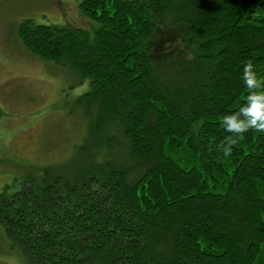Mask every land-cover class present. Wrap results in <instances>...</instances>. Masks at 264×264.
<instances>
[{"label":"trees","instance_id":"trees-1","mask_svg":"<svg viewBox=\"0 0 264 264\" xmlns=\"http://www.w3.org/2000/svg\"><path fill=\"white\" fill-rule=\"evenodd\" d=\"M86 30L23 21L26 52L88 89L70 159L0 191L25 264H264V132L225 156L264 0H80ZM259 90V89H257Z\"/></svg>","mask_w":264,"mask_h":264},{"label":"rangeland","instance_id":"rangeland-1","mask_svg":"<svg viewBox=\"0 0 264 264\" xmlns=\"http://www.w3.org/2000/svg\"><path fill=\"white\" fill-rule=\"evenodd\" d=\"M80 0H0V191L13 179L70 159L85 134L76 103L88 89L64 68L30 56L17 37L23 21L93 32ZM0 264H25L0 225Z\"/></svg>","mask_w":264,"mask_h":264},{"label":"clouds","instance_id":"clouds-1","mask_svg":"<svg viewBox=\"0 0 264 264\" xmlns=\"http://www.w3.org/2000/svg\"><path fill=\"white\" fill-rule=\"evenodd\" d=\"M242 80L249 90L245 102L238 111L221 118L222 127L231 134L218 145L225 156L232 153L237 141L244 138V135L250 130L264 132V85L254 70L251 60L246 61L243 65Z\"/></svg>","mask_w":264,"mask_h":264}]
</instances>
